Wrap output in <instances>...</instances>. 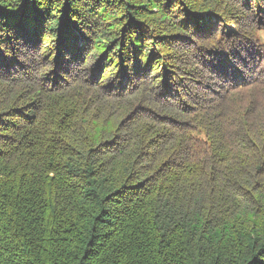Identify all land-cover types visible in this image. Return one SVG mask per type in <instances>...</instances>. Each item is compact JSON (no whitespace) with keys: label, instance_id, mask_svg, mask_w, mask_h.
<instances>
[{"label":"trees","instance_id":"trees-1","mask_svg":"<svg viewBox=\"0 0 264 264\" xmlns=\"http://www.w3.org/2000/svg\"><path fill=\"white\" fill-rule=\"evenodd\" d=\"M0 264H264V0H0Z\"/></svg>","mask_w":264,"mask_h":264}]
</instances>
